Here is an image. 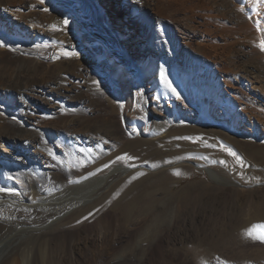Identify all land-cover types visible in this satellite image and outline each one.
<instances>
[{
    "label": "rangeland",
    "instance_id": "374dc122",
    "mask_svg": "<svg viewBox=\"0 0 264 264\" xmlns=\"http://www.w3.org/2000/svg\"><path fill=\"white\" fill-rule=\"evenodd\" d=\"M94 1L104 16L106 28L121 44L120 54L135 64L141 77L145 74L142 66L144 60L150 57L156 61L164 56L173 69V77L184 82L185 90L190 92L188 96L194 99L196 105L210 98L216 100L217 103L210 105L214 122L210 125L207 121L196 119V108L189 104L185 108L184 103H180L186 119L174 123L168 132L156 138L146 133H135L124 140L123 137L128 134L126 126L122 125L123 111L117 108L115 113L107 98L112 96L111 93L100 98L94 96L91 108L83 112L88 119L74 124L61 122V118H69L71 113L66 112L63 117L55 118L43 112L41 104L34 106L29 110L31 118L27 120V123L32 121V124H28L32 131H41L42 135H47L45 137L54 132L58 139L61 136L69 137V133L71 136L79 133L81 137L75 142L87 144L86 141L94 138L92 140L95 142L104 141L107 148L93 161H84V169L73 171L78 164L77 158L68 155L66 147L57 143V155L63 166H58L61 169L59 172L64 173L72 183L83 181L86 185L81 184L56 200V203L67 206L66 212L47 224L46 233L70 229L71 232L85 234L84 229H92L93 218L108 213V248L114 251L107 255V250L99 252L105 250L104 243L96 245L98 252L104 254L98 253L96 260L101 258L108 262L130 240H137L136 234L142 223H134L132 219L140 211L153 209L164 218V210L172 205L176 213L157 222L150 236L136 245L134 250L128 251L123 258L124 263L152 264V255L162 244V249L163 245L170 248L163 253L165 261L155 264H264V241L255 238L256 234L264 231V227H261L264 226V49L261 48L264 42V0H248L254 8L259 9L258 12L257 9L250 11L244 7L243 0H166L165 5L156 10H152L146 2H131L132 6H129L127 0ZM133 8L140 13V19L131 11ZM5 16L7 18V14ZM5 20L0 23L2 37L7 35L26 48L38 49L36 36L31 29L28 36L19 34L16 26L10 28ZM199 20L204 23H199ZM146 23H151L152 30ZM245 24L249 26L244 27ZM205 26L211 29L209 34L212 35L209 38L212 41L205 42L213 43L214 48L204 47L200 43L198 37L205 34ZM132 44L135 46L132 47ZM4 54L2 59H11L10 50ZM214 61L219 66H225L231 78L224 77V71L217 69ZM100 62L101 74L108 80L111 73L109 61L103 59ZM91 70L93 73V68ZM240 75L253 81L251 90H246L252 101L250 117L243 114L240 105L236 109L225 101V96L234 89L235 77ZM5 93L0 87V113L8 116L11 107H18ZM78 97H70V100L78 102L82 96ZM149 103H152L149 107L152 108V115H159L156 102ZM36 116L38 119H35ZM109 117L118 126L115 127V135L111 136H107L111 132L107 130L110 128ZM231 126L235 133L228 130ZM94 129L98 130L100 136ZM89 149L97 150L91 144ZM228 149L237 155H231ZM41 151L45 153L46 149L42 148ZM86 151L89 152L77 148L75 156L80 155L78 159L86 158ZM125 154L131 159H117ZM58 167L53 170H58ZM46 169L49 171V168ZM106 174L110 175L105 185L93 188L95 184L89 181ZM112 187L117 189L114 194L118 195L113 194ZM128 195L135 197L132 196L129 201ZM126 200L129 201L127 204ZM118 213H121V217L125 215L124 221L117 222ZM249 230H254L253 236L246 235ZM96 233L92 230V237H96ZM87 246L81 244L80 254H75L74 258L84 260L83 253L90 250ZM258 251L261 254L257 255Z\"/></svg>",
    "mask_w": 264,
    "mask_h": 264
},
{
    "label": "bare ground",
    "instance_id": "6f19581e",
    "mask_svg": "<svg viewBox=\"0 0 264 264\" xmlns=\"http://www.w3.org/2000/svg\"><path fill=\"white\" fill-rule=\"evenodd\" d=\"M94 2V0H0V23L6 19L7 26L14 28L12 26L15 25L19 34L23 33L26 36L31 29L36 36L35 43H38L40 47L38 49L36 47L26 48L8 38L7 35L5 37L0 35V87L6 91L5 96L18 107L16 109L11 107L8 116L0 113V188L14 190V194L0 192V264H127L124 263L123 258L128 251H132L130 249L147 239L157 222L168 219L170 215L176 213V210L171 207L172 205H168V208L164 210V218H161V213L156 214L158 211L153 209L146 212L140 211V214L132 219L134 223H142L139 232L136 234L137 240L134 242L130 240L124 248H120L118 252L115 251V256L108 262L100 260L101 258L98 259L99 262L96 260L99 252L107 250L109 252H105V254L108 255L114 251V249L108 248L110 244L108 243L109 239L107 240L110 234L107 226L110 222L108 213L93 218V221H90V228L92 229H84L85 234L71 232L70 229L60 231V233H46L47 224L52 219L54 220L60 215L63 216L62 214L66 212L65 207L67 206L56 203V200L61 195L64 196L66 193L74 191L81 184H85L83 181V183L81 181L72 183L64 173L59 172L61 169L58 166H62V164L57 155V147H59L57 143L66 147L68 155H72L74 159L77 158L76 163L78 162V164L73 167L75 168L73 171L84 169L82 165L84 161H93L94 158L105 153L107 148L104 146V141L103 143L101 141L95 142L92 140L94 138L86 141L87 144H84L83 141L75 142L81 137L79 133L73 134L74 136L69 133V137L61 136L58 139L54 132H50L49 136L45 137L47 135L43 134V136L40 130V132L36 130L37 128L36 131H32L33 128L29 126L32 121L27 123V120L29 121L31 118L29 110L34 106L41 104L43 112H48L55 118L63 117L66 112L71 113L69 118H61V122L74 124L88 119V116L84 115L83 112H86L87 108L90 107L94 96L100 98L111 93L112 96L107 98L110 99L112 107L115 110L121 108L120 110L123 111L121 113L122 125L126 126L128 134V136L123 137L124 140L135 133H146L148 136L156 138L168 132L174 123L186 119V113L184 114L180 103H184L185 108L188 104L193 105L197 112L195 114L196 119L207 121V124L210 125L214 122L210 105L217 103L216 100L210 98L202 101L203 104L196 105L194 99L188 96L190 92L185 90L184 82L173 77V69L164 56L156 61L150 57L144 60L142 66L145 74L142 78L135 64L120 54L121 44L116 37H113V33L106 28L104 16L100 12L97 2ZM131 2L139 4L146 2L147 6L156 10V8L160 9L164 6L167 1L127 0L129 6ZM242 2V5L250 11L257 9L254 8L252 2L248 3V0ZM193 5L194 3L190 7L192 8ZM124 8L126 9V7ZM131 11L137 16L140 14L134 8ZM140 18L139 16L138 19ZM65 20L68 21L67 24H64ZM199 23L204 22L199 20ZM146 24L152 30L151 23ZM245 26L249 25L245 24ZM204 28L205 34L202 33V37H198L200 43L204 44V47L214 48L213 43L205 42L212 41L209 39L212 36L209 34L211 29L206 26ZM134 46L132 44V47ZM9 50L12 57L5 61L2 56ZM103 59L109 61L111 68L108 80L102 76L100 71L102 68L100 60ZM214 63L218 66L217 69L224 71V77L231 78L232 75L228 69H224L225 66H219V63L215 61ZM92 68L93 73L91 72ZM135 73L139 75H135ZM163 77L171 82L175 92L171 91ZM206 77L208 78L209 75ZM235 80L234 89L229 92L228 96L225 94L226 104L235 108L240 105L243 114L250 117L252 116V101L246 90H251L253 81L244 75L235 77ZM77 95L82 96L78 102L70 100V97L77 98ZM234 100L235 104H233ZM149 102L154 104L156 102L155 106L160 109L159 115H152V108H149L152 103ZM35 119H38L37 116ZM107 121L110 128L105 129L111 131L109 134L106 130L109 134L107 136L115 135V127L118 126L112 122L110 117ZM95 129L94 132L99 135L98 130ZM228 130L234 132L232 126ZM103 137L102 139L105 140ZM110 141L108 140V142ZM90 144L97 148L95 152L90 151ZM42 148L46 149L45 153L41 151ZM77 148L89 151H86L88 154H85L86 158L78 159L80 155L75 156ZM33 149L34 151H32ZM55 167L56 169L58 167V170L54 171L53 168ZM46 168H49V171ZM109 175L93 177L90 181H84L95 184L93 188L101 187L105 185ZM98 180L99 182H97ZM113 189L114 194L117 189ZM128 196L130 201L134 195ZM132 199L134 200V198ZM129 201L126 200V204ZM118 215L120 218L118 216L117 222L124 221L125 215L122 217L121 213ZM92 230L97 232L96 237H92ZM94 241L96 242L92 246ZM99 242L101 245L104 243L105 250L98 252L96 245ZM81 244L88 245L87 248L89 247L90 250L83 253L85 254L84 260L79 261V258L75 259L74 256L80 254ZM158 246L159 249L154 252L151 258L154 264L158 261H165L163 253L170 248L168 245H163V249L162 244ZM258 254H261V251H258Z\"/></svg>",
    "mask_w": 264,
    "mask_h": 264
},
{
    "label": "snow or ice",
    "instance_id": "6c2138e0",
    "mask_svg": "<svg viewBox=\"0 0 264 264\" xmlns=\"http://www.w3.org/2000/svg\"><path fill=\"white\" fill-rule=\"evenodd\" d=\"M46 10V9H45ZM68 21L65 20L64 21V24H67ZM55 27V26H53ZM261 48L264 49V42H262L261 44ZM163 76V74H162ZM165 79V82L167 84V86L171 89V91L175 92V89L172 88V85H171V82L167 81V78L166 77H163ZM228 151L230 152L231 155L233 156H236L237 154L235 152H233L231 149H228ZM118 160H123V159H131V157H127V154H125L124 156L122 157H117ZM239 159V158H238ZM105 167H108V165H105ZM0 192H5V193H13L14 194V190L13 189H7V188H0ZM261 227H264V226H261ZM253 232L254 230H249L246 232V235L248 236H253ZM255 238L257 239H260L262 241H264V231L258 233L255 235ZM224 264H226V262H224Z\"/></svg>",
    "mask_w": 264,
    "mask_h": 264
}]
</instances>
